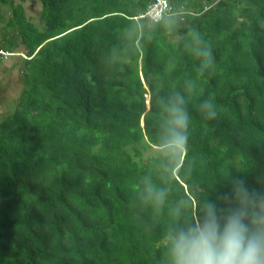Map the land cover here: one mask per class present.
Here are the masks:
<instances>
[{
	"label": "trees",
	"instance_id": "1",
	"mask_svg": "<svg viewBox=\"0 0 264 264\" xmlns=\"http://www.w3.org/2000/svg\"><path fill=\"white\" fill-rule=\"evenodd\" d=\"M38 1L35 26L0 0V48L22 52L0 121V264H172L169 235L209 200L230 207L237 177L264 201V0H166L153 22L136 17L153 0Z\"/></svg>",
	"mask_w": 264,
	"mask_h": 264
},
{
	"label": "clouds",
	"instance_id": "2",
	"mask_svg": "<svg viewBox=\"0 0 264 264\" xmlns=\"http://www.w3.org/2000/svg\"><path fill=\"white\" fill-rule=\"evenodd\" d=\"M206 55L211 57L210 52ZM201 108L207 119L217 116L213 97L205 99ZM171 123L170 146L184 145L187 113L173 108ZM219 199L230 207L209 200L202 215L169 235L172 264H264V201L251 196L246 180L240 177Z\"/></svg>",
	"mask_w": 264,
	"mask_h": 264
},
{
	"label": "rangeland",
	"instance_id": "3",
	"mask_svg": "<svg viewBox=\"0 0 264 264\" xmlns=\"http://www.w3.org/2000/svg\"><path fill=\"white\" fill-rule=\"evenodd\" d=\"M21 3L23 8V16L35 26H38L37 23V13L39 10V1L38 0H13V4ZM11 7L8 4H0V26L5 21L6 17L9 15V9ZM11 38L14 42L17 41L16 33L14 31L10 32ZM18 48H22L18 45ZM1 49V48H0ZM4 50V49H2ZM21 54L22 52L19 51ZM8 56V55H7ZM20 56V55H19ZM8 57H11L9 55ZM14 58L9 59L5 62V66L0 63V121L4 120L5 117L9 116L14 108L15 97L19 91V83L16 79L14 72L15 60ZM6 69H5V68Z\"/></svg>",
	"mask_w": 264,
	"mask_h": 264
},
{
	"label": "built area",
	"instance_id": "4",
	"mask_svg": "<svg viewBox=\"0 0 264 264\" xmlns=\"http://www.w3.org/2000/svg\"><path fill=\"white\" fill-rule=\"evenodd\" d=\"M167 7L168 4L166 0H153L149 5H147L144 12H141L136 17H143L145 20L153 22V20H156ZM16 54L22 55L20 52L10 53L8 51L0 49V56L3 58L8 57L9 55Z\"/></svg>",
	"mask_w": 264,
	"mask_h": 264
},
{
	"label": "crops",
	"instance_id": "5",
	"mask_svg": "<svg viewBox=\"0 0 264 264\" xmlns=\"http://www.w3.org/2000/svg\"><path fill=\"white\" fill-rule=\"evenodd\" d=\"M4 51H9V50H5V49H4ZM11 51H12V53H13V50H11ZM11 58H13V55H11V57H6V58H3V57L0 56V60H3V61H5V62L8 61V60L11 59ZM4 65H5V64H4Z\"/></svg>",
	"mask_w": 264,
	"mask_h": 264
}]
</instances>
